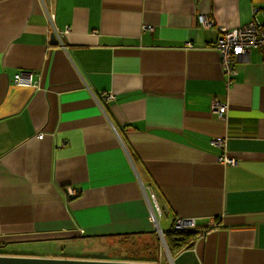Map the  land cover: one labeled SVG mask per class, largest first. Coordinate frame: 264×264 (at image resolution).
<instances>
[{
    "label": "crops",
    "instance_id": "1",
    "mask_svg": "<svg viewBox=\"0 0 264 264\" xmlns=\"http://www.w3.org/2000/svg\"><path fill=\"white\" fill-rule=\"evenodd\" d=\"M252 19L264 0H0V254L264 264V50L226 78L213 48ZM176 218L197 237L165 262Z\"/></svg>",
    "mask_w": 264,
    "mask_h": 264
},
{
    "label": "built area",
    "instance_id": "2",
    "mask_svg": "<svg viewBox=\"0 0 264 264\" xmlns=\"http://www.w3.org/2000/svg\"><path fill=\"white\" fill-rule=\"evenodd\" d=\"M198 22L202 27H210L214 23L211 18L204 14L198 15ZM149 29L151 30L152 27H149ZM65 31L66 30H63L59 33H65ZM217 33L218 36L214 42L213 48L218 53L222 72L226 78L236 73V61L244 58L250 50H264V20L259 22L252 19L248 23L235 28L218 26ZM187 45L189 46L190 43H187ZM12 80L15 84L32 85V74L28 72H17L14 74ZM108 98H112V95H109ZM228 107L226 102H219L217 100L211 102V110L224 119L226 118ZM41 137L42 133H39L37 138ZM212 141L218 147L224 146V142L221 138H215ZM219 160L226 165L235 163V159L227 154H222ZM67 192L71 197L78 194V190L73 187L67 188ZM159 212L160 210L157 206L151 207L148 216L150 222L156 229L158 228L157 216ZM172 227L175 229L195 228V222L191 218H176Z\"/></svg>",
    "mask_w": 264,
    "mask_h": 264
},
{
    "label": "water",
    "instance_id": "3",
    "mask_svg": "<svg viewBox=\"0 0 264 264\" xmlns=\"http://www.w3.org/2000/svg\"><path fill=\"white\" fill-rule=\"evenodd\" d=\"M0 264H156V263L0 254Z\"/></svg>",
    "mask_w": 264,
    "mask_h": 264
},
{
    "label": "trees",
    "instance_id": "4",
    "mask_svg": "<svg viewBox=\"0 0 264 264\" xmlns=\"http://www.w3.org/2000/svg\"><path fill=\"white\" fill-rule=\"evenodd\" d=\"M163 237L167 249L173 254L176 251L190 247L197 237V231L194 230V228L175 229L171 227L168 231L163 233Z\"/></svg>",
    "mask_w": 264,
    "mask_h": 264
},
{
    "label": "rangeland",
    "instance_id": "5",
    "mask_svg": "<svg viewBox=\"0 0 264 264\" xmlns=\"http://www.w3.org/2000/svg\"><path fill=\"white\" fill-rule=\"evenodd\" d=\"M161 243H162V244H161V248H162V256H163V259H164L165 262H166V259H167V258L169 259L170 255H169L168 249H167L166 244H165V242H164L163 239L161 240Z\"/></svg>",
    "mask_w": 264,
    "mask_h": 264
}]
</instances>
